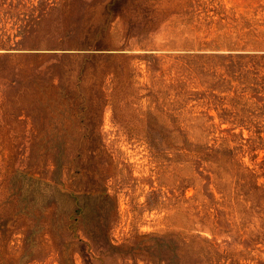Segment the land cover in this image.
<instances>
[{
  "label": "rangeland",
  "instance_id": "obj_1",
  "mask_svg": "<svg viewBox=\"0 0 264 264\" xmlns=\"http://www.w3.org/2000/svg\"><path fill=\"white\" fill-rule=\"evenodd\" d=\"M260 163L264 0H0V264H264Z\"/></svg>",
  "mask_w": 264,
  "mask_h": 264
},
{
  "label": "trees",
  "instance_id": "obj_2",
  "mask_svg": "<svg viewBox=\"0 0 264 264\" xmlns=\"http://www.w3.org/2000/svg\"><path fill=\"white\" fill-rule=\"evenodd\" d=\"M230 135L232 137L234 136V134ZM223 140H227V138H223ZM245 141V144L239 142L237 148L234 149L241 150L242 146H245L246 143L249 144V142H247L249 140ZM252 144V149L261 145L260 143H257V145H254V143ZM230 151L232 154L233 151ZM258 167L260 172L256 174L253 172L252 168L244 166L246 170L245 181L240 185L239 189L234 192V197L232 195L230 198L228 195V205L230 208H236V210H238L237 207L239 208L238 212L242 215L241 219L244 222L242 223V227L244 226L245 228L244 234H247L246 240L252 243L258 242L264 244V180L259 184L256 182L257 177H264V168H262L263 163H260ZM253 218L258 221L256 226L252 222ZM248 223L250 224L247 225Z\"/></svg>",
  "mask_w": 264,
  "mask_h": 264
}]
</instances>
